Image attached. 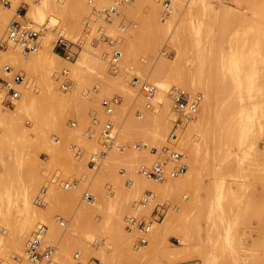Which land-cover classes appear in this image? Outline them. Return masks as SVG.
<instances>
[{
	"label": "rangeland",
	"instance_id": "obj_1",
	"mask_svg": "<svg viewBox=\"0 0 264 264\" xmlns=\"http://www.w3.org/2000/svg\"><path fill=\"white\" fill-rule=\"evenodd\" d=\"M28 1L29 0H16L13 5L12 0H8L9 5L0 4V7H3V9L10 7L12 4V12L16 10L20 15H22L21 17H12L13 13H11L10 16L6 18L4 26L1 29L2 31H0V37L3 35L5 26L11 18L19 21L28 19V21H31L36 27L44 25L46 29L43 32L39 48L42 47L41 45L44 43L43 40L49 36L51 51L60 57L59 63L55 68L56 71L54 70L53 73L56 88L62 93H78L76 94V100L69 101L64 104H58L54 96L46 88H41L36 77L31 80L25 75L23 78V87L29 90L31 93L30 95H34L39 99V106L41 107L42 113H45L47 116H50L52 113L55 116L53 123L55 122L56 126L55 124H53V126L49 123L44 125L46 138H49L51 141L47 144H43V146L42 144L40 146L38 145L34 148L35 153H32V157L30 156V163H32L33 167L35 166V176H38V179L35 177L37 181L35 180L36 185L32 190V200L34 206L41 210L35 217L33 225L22 241L20 248L21 251L23 250L28 236L32 233L37 224L40 223L45 224L48 227L46 236L47 239L58 243L55 264H73L74 261L71 259V255L77 249L81 251V259L84 261L96 258L99 260V264H105L97 254V251H90L86 255L82 252V247L87 246L89 249L99 250L100 246L105 245L103 242L104 240L112 241V243L110 241L109 243L112 244L111 246L113 248H106L108 252L111 251L113 254L112 256H116L113 257V262H110L112 264H264V0H206L207 8L205 10L202 9L198 0H170V12L165 16V18H161L163 11L161 0H154L151 3L152 5L149 4V6H144L139 12H131V14L128 13L122 15L117 13L119 16L115 15L113 21H110V24L106 21L108 18H106V20L104 19L105 24L100 23L97 18L100 14H97L98 16H94L96 14L92 13V15L94 14V17H92L90 14L80 13L75 4H73L72 0H70V6L67 0H63L61 3L68 5V8L70 7V13L68 11L67 16L72 17V19H74L77 23L73 34L67 27L63 25L61 26L60 22L52 23L49 21L51 17H55L54 14H45L43 19L33 17L28 12L29 2L32 0ZM33 1L35 2L37 0ZM56 1L59 2V0ZM84 1L86 2V0ZM94 2L95 0H93V3L89 4L90 7L94 6ZM24 11H26V14ZM189 19L195 21L194 24L199 26L197 30L198 32H192L188 24ZM151 20L155 21V23H161L162 25L170 22V29L166 33L162 30H159L161 32H156L158 31V28H155L157 25ZM111 24L114 28L108 26ZM110 28L113 29L111 30ZM85 29H88L90 36L95 38L96 41L93 44L88 42L84 43L76 58L71 60L72 62L76 61L84 50L89 53L90 58L86 63L80 65V68L82 67L81 72L84 79L79 85V81L75 73L72 69L70 71L69 67L65 65L66 60H64V58L56 52L54 44L59 34H62L63 37L69 40L75 41L82 36ZM176 30L183 33L182 35L188 43V47L190 49L188 57L195 58L194 62H185L184 67H193L194 65L203 62L204 74H209V76L211 74L212 81L214 82L218 81L216 79H219L221 74L219 66L222 63V60L228 63H232L233 61L238 62L241 66V68H239L241 69V72L245 69L244 73L245 71L247 72L246 69H249V72H251V68H254L255 73L253 72V74L251 72V75L253 74V76H250L249 72L245 74H240V71L238 72L239 76L247 74L246 76L250 79L249 81H251L250 77H255L252 78V82H254L253 84L248 81L251 83V87L248 82H245V84L243 83L242 85V81V86L240 88L241 95L243 96L242 103H244L246 107L248 106L247 111L251 109L250 105H252V110L250 111H253V108H255L253 107L254 104L256 106L254 112L250 114L252 116L254 114V116L249 118V121H253L251 123L248 122L252 126L251 128L250 126L248 127L249 132H246L245 137L242 135V137L240 136L241 140L244 138L240 144L239 138L236 137L239 131H236L233 127L231 130L233 141L224 147L221 146V149H218V134H216V136L213 134L209 135L208 152H205V145L203 146L201 143L199 144L203 150L199 155V168H197L195 174L193 175L194 179L192 183L186 189H182L178 193L168 197L152 196V198H149L147 197V195H151V192L149 191H145L147 195L137 193L135 197H132L134 199H129L126 212L124 209V211L121 212V217H123L121 221L123 222V228L121 232H118L117 228H114L116 226H113L114 219H110L113 216L107 207L108 199L113 202L115 200L114 182L111 181L110 178H101L96 176V172H98V168L101 166L106 155L109 152L117 151L106 152L102 158L97 160L93 167L89 164L90 156L101 148L99 145V138H97L98 124H101L102 121L108 119L100 106V99L102 97L111 96H118L120 98V105L116 107L119 110L117 112V116H119L118 120L114 122V126L118 131V137L121 142L125 145H130L131 143L137 141L146 140L149 142L147 138L142 136L138 137L137 134H129L131 137L122 134L121 136L120 127L122 123L127 120L126 118L131 116V114L133 118L139 119V117H136L135 115L136 110L139 111L141 117L143 116V111H150V113H156V111H159L160 104H158L159 100L157 93H159L162 88L154 80H152V77L150 76V69L152 70V66L160 58L171 59L175 56V49L172 46L170 38ZM128 32L140 33V38L138 37L132 45L127 44L126 46H123L122 37L125 36V33L128 34ZM236 32L237 35H235ZM261 34L262 36H260ZM104 36H107L109 39L114 41L112 43L106 42L103 38ZM255 36L259 39V41L261 40L262 45H260V47L262 50L260 49L261 56L259 55L260 53H258L259 56L257 55L253 58L251 55L254 53L250 54L249 52L251 51L248 50L251 49V46L250 48L248 47L249 44L253 42V40H250L251 38L258 41ZM155 43L157 44L155 45ZM149 45L152 46L150 47ZM154 47H157L156 50H152ZM114 48L119 49L121 51V55L116 65L112 66L109 61V56ZM255 53L257 54V52ZM94 56L97 58H94ZM124 61H127L129 64L128 67L123 66ZM238 63H236V65H238ZM3 64H6V62L1 63L0 65V70L2 72ZM13 70L20 71L18 69ZM62 70L66 71V77L72 82L70 89L65 90L60 86ZM1 71L0 77L8 78L10 76V74H6L4 72L1 73ZM228 74L232 79V75H230V73ZM103 75L105 76L104 78ZM108 76L111 78L110 80L112 82L109 80ZM134 77L157 86L158 90L154 97L155 101L153 100L150 106H148L145 100L137 93V90L130 85V82L132 83ZM119 79L121 80L119 81ZM240 79L243 80L242 78ZM113 80L116 82L115 84L113 83ZM166 80H172V77H168ZM100 81L102 84H100ZM117 81H119V83ZM226 81L228 85L230 83L232 85L233 83L232 80L230 81V78H226ZM103 82L106 83L104 86ZM108 83L113 84L110 85ZM124 83L125 85L131 86L135 90L136 94L142 98V100L137 102L134 99L132 100L128 98L125 95ZM121 84L123 86H120ZM246 84L249 85L250 88H247L248 86H246ZM174 85L202 93V91L198 89L174 83H171L169 88ZM168 89L166 94H168ZM78 94L80 96H78ZM229 95L231 96L227 99L228 104L233 107H238L240 102L237 94L228 93V96ZM203 101L204 96L200 107L202 106ZM14 104V101L11 105L3 103L6 108L10 109L15 106ZM152 106L153 108H150ZM200 107L198 111L200 110ZM29 113L31 114L32 112ZM172 115L173 116L164 132V140L161 142L160 146L154 147L157 148L158 152H161L163 147L172 144L177 150L181 151V153L185 156V163L188 164L190 153H192L191 145L189 144L182 147L180 145V141L182 139L181 135H185V130L189 122L178 125V128L175 130L176 139L171 140L169 139V133L171 132L173 121L175 120L173 112ZM21 119L22 124L27 129H30L33 126V119L29 114L22 115ZM209 120L212 129L217 125L215 115L213 113L210 115ZM72 121L75 122L74 126H71L70 124ZM93 121L95 122L93 123ZM112 121H114V118ZM57 124H59V126H57ZM88 128L95 131V138L94 136L92 137V140L96 139L95 141L97 144L95 149L88 147L87 142L91 140V138L89 139V137L84 135V131ZM190 132V141H193V144H196L197 141L200 142V137L198 136L201 134L199 135L196 130ZM14 143L15 145L13 147V151H11L13 149L10 146L11 142H5L3 144L0 158V183L1 181H4L5 183L8 180V185H13L12 187L16 188L19 183V177L22 176L27 178L30 172H28L29 169H27L25 164L18 165L20 162V153L18 151L19 145L17 140H15ZM71 144H74V146ZM150 144L148 143L146 147L148 150L152 147ZM76 147H79L80 151L77 152ZM51 149H53V153L58 151L56 153L59 157L58 163H56L54 159L50 158V154L48 152H51ZM143 149L145 148H132L131 146H128L123 151H142ZM34 156L36 157L34 158ZM153 157L154 155L152 154L148 162H150ZM81 162H83L87 168H84ZM141 163L137 166L139 167ZM171 165L172 164H170V166ZM115 170L121 181L123 179V187L128 185L126 179L128 177V171L126 166L118 164L115 166ZM17 174L20 176L17 177ZM14 177L17 180H14ZM52 180L55 182H52ZM73 180L76 182L75 186H71L68 189L63 188L62 182H71ZM97 180L100 181L97 182ZM11 182L13 183L11 184ZM14 182L16 183V186L14 185ZM3 184L1 183L2 186ZM4 185H7V182ZM42 187L45 188L44 194H41L43 196L44 204L37 205L34 203L35 197L40 194ZM75 188L79 190L77 193L78 197L76 196L75 200H70V198L56 201L50 200V192L52 191L68 192ZM91 188H94L99 193ZM85 191L89 192L91 196L85 198L83 196ZM116 200L114 202L115 207L116 204L117 206L120 205V201L118 199ZM162 204L168 206L167 211L160 218V220L152 223L145 245L138 246V234L133 230L126 229L125 216L127 214H133L148 217L155 206ZM132 205H135V208H133ZM174 206L177 208H174ZM117 208H114L113 212L118 211ZM11 210H13V208ZM80 212L87 218L92 215L91 220L89 219V223L94 221L93 224H95L100 223L101 221L107 228H103V224L100 223V229L102 230L92 231L93 236L90 235L91 237H89V234L86 233L85 235L88 236L87 238L84 233H82L78 235L75 240L73 238L69 239L70 237H67V232L68 229L70 232L72 217L78 213L81 214ZM10 214V219H7H9V222L14 220L13 222L11 221L12 225H10L15 226V223L18 224V222H16V220L18 221L16 211L14 214L11 212ZM106 214L108 216H106ZM169 216L173 218L178 217L179 219L165 227V242L156 243L154 240L150 242L149 236L153 235L152 237L154 238L158 234V230L162 227H160V223H162ZM57 217H61L64 221H66L67 227L65 229L58 226L56 222ZM107 220L110 221V224L108 223L110 226H108L105 222ZM10 225L5 223L4 225L2 224L1 227L8 228ZM13 227H11V230L10 227L7 230L12 231L15 228ZM129 232H132L133 235V240L131 241L132 244H130L131 250H128L124 246L123 242H121V234L126 236ZM228 233V238H230L228 239L229 241L226 239V236H228L226 234ZM182 234L187 235V240L190 236L188 245L182 253L178 254L176 257H172L171 253L174 249L173 245L182 246V240L184 239L182 238ZM70 240H74L76 245L72 244L73 242ZM76 240L78 242H76ZM152 245H155L157 248L154 246V249ZM158 246H160V248ZM152 249L154 251H150ZM66 250H68L67 259L63 258L64 255H62V252L64 253ZM17 251L18 250L16 248L8 245L1 249L0 263L6 264L11 262V254L16 255L18 254ZM135 251H147L150 254H147L148 256L145 255L143 258H138L135 255Z\"/></svg>",
	"mask_w": 264,
	"mask_h": 264
},
{
	"label": "bare ground",
	"instance_id": "obj_2",
	"mask_svg": "<svg viewBox=\"0 0 264 264\" xmlns=\"http://www.w3.org/2000/svg\"><path fill=\"white\" fill-rule=\"evenodd\" d=\"M15 1L16 0H12L13 5H14ZM67 1H68L69 6H70V0H67ZM152 1H154V0H133L132 2H129L127 4H123L119 8L118 14L122 15V14H128V13L131 14V12H134V13L139 12V11H141V9L144 6H149V4L152 5L151 4ZM198 1L200 2L202 9L205 10L207 8L206 0H198ZM61 2H63V0L62 1L59 0V2L56 0H37L34 2L32 0L29 2L28 12L33 17H35V18L38 17L40 19H43L45 14H54L55 17L50 16L51 18L49 19V21L52 23L53 22L54 23L60 22L61 26L63 25L65 27H67L68 30L73 34L75 29H76L77 23L74 21V19H72V17L67 16V12L69 11V13H70V7L68 8V5H66L65 3L62 4ZM72 2H73V4H75V6L77 7V9L79 10L80 13L90 14L92 17L98 16L100 14L99 17H97L98 21L100 23L105 24L104 19L106 20V17L102 13H100L99 11L94 10L93 6L90 7V5L88 3H86L84 0H72ZM107 4H108V0H95V2H94V6H96V8H100V9H102V7L104 8ZM11 5H10V7H7L5 9H3V7L2 8L0 7V31H2L1 29L4 26L6 18L8 16H10L11 13H13L12 17H21L22 16L16 10L12 12ZM209 6H211V5H209ZM24 12L26 14V11H24ZM92 13H95L96 15L93 14L94 15L93 16ZM189 13H190V11H189ZM115 15H117V14L112 15L110 18H108V20H106L108 22V24H110V21H113ZM117 16H119V15H117ZM156 19H157V17H156ZM27 21H28V19H27ZM151 21H153V20H151ZM107 22H106V24H107ZM194 22L195 21H193L192 19H189V21H188L189 27L192 30V32H194V31L198 32L197 30H198L199 26L198 25L196 26L194 24ZM153 23H155V21H153ZM155 24L157 25V27L155 26V28H158V31H156V32H161L159 30H162L163 32L166 33L170 29V22L166 23V24L164 23V25H162L161 23H157V22ZM108 26L113 27L112 24L108 25ZM113 28H110V29L112 30ZM121 29H122V27H121ZM155 30H157V29H155ZM130 32H128V34L125 33V36L122 37L123 38V41H122L123 46H126L127 44L132 45L138 37L140 38V36H139L140 33L138 34L137 32H132V33H130ZM237 32H238V30H237ZM237 32L235 33V35H237ZM157 34H160V33H157ZM182 34L183 33L178 32L176 30L172 34V37L170 38V40L172 42V46L175 49V56L171 59H169V58H166V59L160 58L159 59L158 58L159 60H157L154 63V65L152 66L153 67L152 70L150 69V72H151L150 76L152 77V80H154L162 88V90H160V92L157 93L158 94L157 97H158V100L160 102L159 103L158 101H156V102H158V104H160L159 111L157 112L155 110L156 113H154V112L150 113V111L149 112L143 111V116L141 118L139 117V119L133 118L132 114H131V116H128L126 118L127 120L124 123H122V125L120 127V135L122 134V135L131 137V135H129V134H137L138 137L142 136V137H145L148 139L149 142H147L145 140L147 142V145H148V143L149 144L151 143L150 145H152V146H160L161 142L164 140V132H165V130H166V128L170 122V119L173 116L172 115V107H170L171 101H170L168 94H166L167 89L169 88L171 83H174L177 85H182V86L183 85L189 86L193 89H198V90L202 91V93H203L202 95L204 96V101L202 103V106L200 107V110L195 114V116L185 122V123L189 122V124H188V126L185 125V126H187V128L185 130V135H181L182 139L180 141V145L182 147H185L186 145H189V144L191 145V152L192 153H190L189 163L187 164L186 172H184L183 174L178 175L174 178H167V179L162 180V181H155V180H151V179H148V178L141 176L137 170V167H138L137 165L139 163L148 162L150 157L152 156V153L148 150V148H145L142 151L141 150L140 151L139 150H125V151L109 152L106 155V157L104 158V160L102 161L101 166L98 168L99 170H98V172H96V174H97L96 176L101 177V178H110L111 181L114 182V184H113L115 187L114 197H115V200L118 199L120 201V205L118 204L119 206H117V204H116V207H115V203H114L115 200L113 202L112 200H109L107 198L108 199V206L107 207L109 208V210L111 211V214L113 216L112 218H110V217L109 218L111 220L114 219V221H113L114 225L113 226H116L114 228H117L118 232H121L122 228H123V222H121L123 217H121L122 216L121 212L124 210L126 212V207H127V204L129 203L128 202L129 199L130 200L134 199L132 197H135V195L137 193H142V194L147 195L145 193V191H149V192H151L150 193L151 195H147V197H149V198H152V196H165V197L167 196L168 197L170 195H174V194L178 193L182 189L183 190L186 189L192 183V181L194 179L193 175L195 174L197 168H199L198 167L199 155L202 153V150H203L199 144L201 143V145H203V146L205 145L204 146L205 152H208L209 151V148H208V145H209L208 144V137H209V135L213 134L214 136H216V134H218L217 135L218 136L217 139L219 140L218 149H221V146L224 147L228 143L233 141L232 140V134H231L232 133L231 130L233 129V127L235 128L236 131H239V133L237 132L238 134L236 137L239 138V140H240L239 144H240V142H242L244 140V138H242V140H241V137L242 136L245 137L246 132H249L248 127L250 126V128H251V126H252L249 123H251L253 120L249 121L250 120L249 118H252L254 116V114H253V116L250 114L254 112V109L256 108V106L254 104L253 107H255V108H253V111H250V110H252V105H250V107H251V109L249 108L250 112L247 111L248 106L246 107V105L244 103H242L243 96L241 95V92H240V88L243 85V83L245 84V82L247 83L250 80L248 78V76H246L247 74L244 75L245 79H244L243 75H240V76L238 75L239 71H240L239 72L240 74H243L245 69L241 72V69H239V68H241V66L238 62L233 61L234 63L235 62L238 63L239 66L236 65V63L234 64L232 62L233 63L232 64V63H228V62H225L222 60V63L220 65L221 67L219 66V70H221V74L219 76V79H216L218 81L214 82V81H212V75L211 74H210V76H209V74L208 75L206 73L204 74L203 62H200L199 64H196V65H194L195 64L194 63L193 67H189V66L187 68L184 67L185 62H194L195 58H189L188 57V54L190 53V49L188 47V43L185 41ZM260 36H262V34ZM250 40H253V42L251 43L252 45L249 44V47H248V48H250V46H251V49H248V48L247 49L249 51H251V52H249L250 54L254 53L251 56H253V58H254V56L258 55V53H260L259 55L261 56V51H260V49L262 50V48L260 47V45H262L261 40L259 41V39L257 37H256V40H258V41H255V39H253V38H251ZM43 41H44V43L42 42L43 43V45H41L42 47H40L36 52L31 53L30 55H24L21 52L20 48L14 44L8 45L7 47H5V49H0V65H1V63L6 62V64H9L13 69H18L20 71H23L25 73V75L28 78H30L31 80H32V78L36 77L40 83L41 88L42 87L46 88L54 96V98L58 104H64V103H68L69 101L76 100L77 99L76 94L78 92H73V93H64L63 92L62 93L60 90H58L56 88V84H55V80H54L55 78H54L53 73H54V70H55L57 64L59 63L60 57L51 51L50 43H49L50 42L49 36L46 37L45 40H43ZM258 42H260V43H258ZM262 42H263V40H262ZM156 44L157 43H155V45ZM253 47H254V49H253ZM156 48L157 47H154V48H152V50H156ZM255 52H257V54ZM89 58H90L89 53L84 50V51H82L81 55L76 59V61H74V62L66 61L65 65L69 67L70 71L72 69V71L75 73V75L79 81V85L84 79L83 78L84 76L82 77V72H81L82 67L80 68V65L83 63H86ZM94 58H97V57L94 56ZM232 60H234V59H232ZM96 61H97V59H96ZM127 61L123 62L124 67L129 66ZM202 61H204V60H202ZM188 65H189V63H188ZM246 70H247V72L250 71L249 69H246ZM3 72L1 71V73H3ZM247 72L245 71V73H247ZM251 72L252 73L254 72V68H251ZM251 72H249V75L253 76V74L255 72L252 75H251ZM228 73H230V75H232V79H231V77H229ZM227 74H228V76H227ZM105 76L107 77L106 74H105ZM105 76L103 75V78ZM241 76H243V77H241ZM168 77L169 78L172 77V80H169V81L166 80ZM108 78H109V76H108ZM226 78H230V81L232 80V82H233L232 85H231L230 81H229L230 84L228 85ZM240 78H242L243 80H241ZM250 78H251V81H249V82H251L253 84L254 82H252V78H255V77H250ZM110 79L111 78H109V80ZM27 80H29V79H27ZM116 80H117V78H116ZM120 80L121 79H119V81ZM119 81H117V82L119 83ZM253 81H254V79H253ZM25 82H28V81H25ZM74 82H75V80H74ZM241 82H242V85H241ZM249 82H248V84H250V87H251V83H249ZM113 83L115 84L116 82L113 80ZM100 84H102L101 81H100ZM104 84H106V83L103 82V86H104ZM108 84H110V83H108ZM112 84H110V85H112ZM122 84L120 86H123ZM124 85H125V83H124ZM130 85L136 89V86H134L131 82H130ZM131 86H128V85L124 86L125 95L128 98H130L132 100L134 99L135 101L139 102V100H142V98H140V96L138 94H136L135 90ZM246 86H248L247 88H250L249 85L246 84ZM17 88L19 91V97L16 100H13L15 102V104H14L15 106H13V108H11V109L6 108L3 105V103L0 101V158H1V152H2V148H3V144L5 142H11L10 146L13 148L15 145L14 141L17 140L18 145H19L18 151L20 153V162L18 163V165L19 164H25L27 166V169H29L28 172H30V173L27 176V178L22 177V176L17 174L18 175L17 177H19V176L20 177H19L18 186L16 188L12 187L13 185L12 186L8 185V180L6 181L7 185H4L6 183V182L4 183V181L3 182L1 181L2 184L4 183L3 186L0 183V227L2 224L4 225L5 223L10 225L11 221L12 222L14 221V220H11L9 222V219L11 217V216H9L10 212L12 214H14V212L16 211V215L18 216V221L16 220V222H18V224L15 223V226L13 225L15 228L13 226H11L12 224L9 226L10 230H11V227L14 228L12 231L7 230V229H9V227L6 228L7 225L4 228L3 227L0 228V250L3 249L4 247H6L7 245L13 246L14 248H16L18 250L17 253L19 255H22L23 250H24V247H23L22 251L20 249L22 241H23L24 237L26 236V234L29 232L31 226L33 225V221L35 220V217L40 213V210H41V209L34 206L33 200H32V190L36 185V181H37L36 179H38L37 178L38 176L37 177L35 176V174H36V172H34L35 166L33 167L32 163H30V160H31L30 156L33 155L32 153H35L34 148H36L38 145L40 146L42 144V146H43V144H47L48 142L51 141V140H49V138L48 139L46 138L44 125H46L48 123L52 124V125L55 124V122L53 123L55 116L52 113L50 114V116H47L45 113H42L41 107L39 106L40 105L39 99L36 98L34 95H30L31 93L29 92V90H27L23 87L22 82L18 84ZM120 88H122V87H120ZM228 93L237 94L238 100L240 102L238 107H233V106L228 104L227 99L231 96V95L228 96ZM78 96H80V95L78 94ZM78 100H79V98H78ZM150 108H153V106ZM151 110H153V109H151ZM118 111L119 110L116 108L114 110V113L110 117V119L112 118V120L114 118L113 122L118 120V116H119V115L117 116ZM29 112H32V113L30 114ZM248 112H249V114H248L249 117L247 115ZM212 113L215 115V119H216L215 121H216L217 125L211 129L209 117ZM25 114H29L33 119V126L30 129H27L22 124L21 118H22V115H25ZM106 117L109 118L108 116H106ZM55 126H56V124H55ZM57 126H59V124H57ZM193 130H196L199 135L201 134L200 136H198V137H200L199 138L200 142L196 140L198 137L195 139L197 141V143L199 142L198 144L196 142H194L196 144H193L192 143L193 141L191 142L189 139V135L191 133L190 131H193ZM238 135H239V137H238ZM94 138H95V136H94ZM95 140H92V138H91V140H89L88 142L86 141L89 148H91V149L96 148L95 146L97 143ZM234 145H235V143H234ZM54 146H58V145H54ZM48 147H49V144H48ZM229 147H228V150H229ZM13 150H14V148L11 151H13ZM51 150H52L51 152H48L50 154L49 155L50 158L54 159L55 162L58 163L59 157L56 154L58 151L53 153V149H51ZM54 151H56V150H54ZM35 157L36 156H34V158ZM81 164H83L84 168H87V166L83 162H81ZM118 164L125 165L126 169L128 171V177L126 178L128 185H126L125 187H123L124 185L122 184L123 179L121 181L118 173L115 170V166H117ZM20 166H22V165H20ZM22 175H23V173H22ZM15 177H16V175H15ZM15 177L13 178L14 180L16 179ZM35 177H36V179H35ZM98 181H100V180H97V182ZM52 182H55V181L52 180ZM12 183L13 182H11V184ZM16 183H17V181H16ZM16 183L14 182L15 186H16ZM73 186H75V184ZM91 189H94V188H91ZM78 191L79 190H77V188L72 189L68 192H66V191L65 192H61V191L60 192H57V191L53 192L52 191V192H50V200L56 201V200H60V199L64 200L66 198H70V200H75L76 196L78 197V195H77ZM96 192H98V191H96ZM93 194L95 195L94 192H93ZM101 194H103V193H101ZM95 197H96V195H95ZM104 197H106V196H104ZM98 199H99V196H98ZM112 199H113V197H112ZM119 207H120V209H119ZM132 207L135 208V205H132ZM12 208H13V210H11ZM114 208H117L118 211L113 212ZM14 209H15V211H14ZM17 216H16V218H17ZM91 216L87 218L86 216L82 215V213L81 214L78 213L76 215H73L72 226L70 227V232L68 229L67 237L68 238L70 237L69 239L73 238L75 240V238L82 233H84V235L86 233H88L89 237H91L90 235L93 236L92 231L102 230V229H100V227H101L100 223H102L101 221H100V223H95V224H93L94 221H92V223L91 222L89 223V221L91 220ZM106 216H108V215L106 214ZM7 218H9V219H7ZM106 219H108V218H106ZM177 219H179V218L178 217L173 218L170 216L167 217L162 223H160V227L161 226L162 227L158 230V234L154 238L152 237L153 235L152 236L150 235L149 241L152 242L154 240V242H156V243L165 242L164 241V239H165L164 238L165 227L169 226L170 224L175 222ZM107 221H109V220H107ZM107 221H105L107 223V225H108V223L110 224V221L109 222H107ZM180 225H181V223H180ZM108 226H110V225H108ZM102 227L104 228L106 226H104V224H103ZM227 229H228V227H227ZM50 232H52V231H50ZM89 232H91V233H89ZM102 233H103V231H102ZM109 233H111V232H109ZM31 234L29 236H31ZM109 235H111V234H109ZM189 235H190V233H189ZM226 235H228V236H226V239L227 240L230 239V238H228L229 233ZM121 236H122L121 242H123L124 246L128 250H131L130 244H132L131 241L133 240L132 232L131 233L129 232L128 234H126V236L121 234ZM182 236H183L182 238H184L182 240V242H183L182 246L173 245L174 249L171 253L172 257L178 256V254L182 253L188 245V240H189L190 236L188 237V240H187L186 234H182ZM86 237L88 238V236H86ZM112 237H113V234H112ZM110 238H111V236H110ZM74 240L73 241L70 240V241L73 242L72 244L76 245ZM109 241L110 240H104L103 242L105 245L100 246L99 250L89 249L88 246L82 247V252L84 255H86L90 251H93V252L97 251V254L99 255V257L103 260V262L105 264H112L110 262H113L112 261L113 257H116V256H112L113 254L111 253V251L108 252L106 250V248L112 247L111 246L112 241H110L111 243H109ZM76 242H78V241L76 240ZM24 246H25V244H24ZM150 247H151V244H150ZM155 247H154V249H155ZM158 247L160 248V246H158ZM150 251H154V250L152 249ZM115 252H114V254H115ZM147 254L149 255L150 253L147 251L146 252L145 251L144 252L137 251L135 255L138 258H143ZM62 255H64L63 258L67 259L68 250H66V252L64 251V253L62 252ZM67 261H69V260H67ZM19 264H30V263L27 262L25 259H23L20 261Z\"/></svg>",
	"mask_w": 264,
	"mask_h": 264
},
{
	"label": "built area",
	"instance_id": "obj_3",
	"mask_svg": "<svg viewBox=\"0 0 264 264\" xmlns=\"http://www.w3.org/2000/svg\"><path fill=\"white\" fill-rule=\"evenodd\" d=\"M133 0H108V4L98 9L93 6V9L102 13L106 18H110L112 15L117 14L119 8L123 4L132 2ZM88 4L93 3V0H86ZM163 11L162 17L170 12V0H161ZM1 5H9L8 0H0ZM45 27H36L31 21L23 20L19 21L11 18L4 29L3 35L0 37V48H5L10 44L18 46L23 54L34 53L38 50L40 41L45 31ZM106 42L112 43L114 40L109 39L107 36L103 37ZM95 38L90 36L88 29H85L82 36L75 41L69 40L62 35H58L54 44V48L58 54H60L64 60L71 61L76 58L81 47L84 43L88 42L93 44ZM121 51L114 48L109 56V61L112 66H115ZM2 70L10 74L8 78L0 77V101L6 105H11L18 95V84L23 81L25 76L24 72L14 71L9 64H3ZM66 71L62 70L61 73V88L67 90L70 89L72 82L66 77ZM132 84L136 86L137 93L145 100L148 106L151 105L155 94L157 93V86L149 83L145 80H139L137 77L133 78ZM168 96L171 101L172 112L175 116L171 132L169 133V139H176L175 130L178 125L185 123L189 119L193 118L198 112L200 104L203 99V95L200 92L186 89L181 86H171L168 90ZM120 104V98L118 96L102 97L100 99V106L103 113L109 118L98 124L97 134L99 138V145L101 148L90 156L89 164L93 167L97 160L108 151H123L126 147L131 146L132 148H146V141L133 142L130 145H125L119 140L118 131L114 126V122L110 117L114 113L116 106ZM136 117H141L138 110L135 111ZM95 121H93L94 123ZM71 126L75 125V122H70ZM95 134L93 129H86L84 135L92 138ZM74 146V144H71ZM76 151H80L79 147H76ZM149 151L154 155L153 159L147 163H141L138 167V172L141 176L155 180L162 181L167 178H174L180 174H183L187 169L185 163V156L181 151L177 150L174 145L170 144L162 148L161 152H158L157 148L152 146ZM170 164H172L170 166ZM76 184L73 181H64L62 186L64 189H68ZM45 188H41L39 195L35 197V203L37 205H43V196ZM85 198L90 197L89 192L83 193ZM174 208H177L174 206ZM168 206L165 204L155 206L148 217L140 215L127 214L125 216V227L126 229L137 232L138 246H143L147 242V235L151 230L153 222L160 220V218L167 211ZM58 226L62 229L67 227L66 221L61 217L56 218ZM48 227L45 224H38L33 230L31 236H29L25 242L24 250L22 255H12V261L6 264H19L21 260L25 259L30 264H55V256L58 250V243L52 242L47 239ZM81 252L79 249L75 250L71 259L74 261L73 264H99V260L96 258L84 261L81 259ZM1 264V263H0Z\"/></svg>",
	"mask_w": 264,
	"mask_h": 264
}]
</instances>
